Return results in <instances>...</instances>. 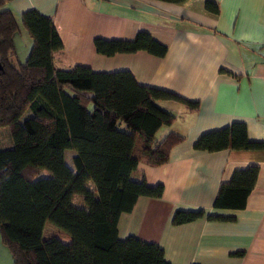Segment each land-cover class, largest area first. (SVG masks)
<instances>
[{"label": "trees", "instance_id": "16d2710c", "mask_svg": "<svg viewBox=\"0 0 264 264\" xmlns=\"http://www.w3.org/2000/svg\"><path fill=\"white\" fill-rule=\"evenodd\" d=\"M9 1L0 0V129H7L12 139L11 146L0 149V240L12 264H169L157 244L134 236L120 239L117 221L140 196H162V185L133 178L138 163L163 165L183 141L173 132L157 138L159 128L174 121L159 103L177 102L196 111L199 102L139 85L128 71L56 66L54 54L63 45L51 18L34 9L16 16L6 7ZM205 8L218 11L208 0ZM19 29L31 40L23 62L15 59L13 43ZM94 46L107 56L166 53L146 32L132 40L96 38ZM193 147L263 150L264 143L250 141L245 124L233 122L201 134ZM67 149L75 151L73 168L65 163ZM39 169L49 176L36 178ZM258 170L255 165L235 170L220 185L213 207L244 208ZM75 195L82 196V206L73 203ZM203 217L232 220L203 210H177L172 223Z\"/></svg>", "mask_w": 264, "mask_h": 264}, {"label": "crops", "instance_id": "0c3cea01", "mask_svg": "<svg viewBox=\"0 0 264 264\" xmlns=\"http://www.w3.org/2000/svg\"><path fill=\"white\" fill-rule=\"evenodd\" d=\"M206 1L10 0L6 7L16 16L34 9L51 18L63 45L54 54L60 68L128 71L139 85L199 102L196 111L177 102L159 103L174 121L161 126L157 138L173 132L183 141L163 165L138 163L133 178L162 185L163 193L140 196L130 212L119 216L120 239L134 236L157 244L169 264H264V149L207 152L193 147L201 134L233 122L245 124L250 141L264 143V0H208L217 5L216 13L205 8ZM138 32L164 45V56L145 50L107 56L95 50L96 38L132 40ZM30 46L28 39L20 60L14 45L15 59L23 62ZM74 154L70 162L65 154L70 168ZM252 165L259 170L244 208H214L220 185L235 170ZM177 210H203L232 220L203 217L175 225ZM0 264H12L1 240Z\"/></svg>", "mask_w": 264, "mask_h": 264}, {"label": "rangeland", "instance_id": "374dc122", "mask_svg": "<svg viewBox=\"0 0 264 264\" xmlns=\"http://www.w3.org/2000/svg\"><path fill=\"white\" fill-rule=\"evenodd\" d=\"M15 40H14V45L20 55V57H18L20 60H22V58L25 56L23 54L26 53V49H27V41L28 39H30L27 35L25 34H21L20 31H18L16 34H15ZM29 114V112H27ZM8 132V135L6 134ZM0 131V149L1 148H6L8 147L7 145H5V143L7 141H9V146L10 144L12 143V139L10 137V132L9 131ZM75 151L73 150H65V154H66V159L69 161L70 160V154L73 153L74 154ZM70 162V161H69ZM49 176V172L46 170V169H39V172H38V175L36 178H39V177H47ZM73 203L76 205V206H82L83 205V200H82V196L81 195H75L74 196V199L72 200ZM51 225L50 223H47L46 224V227H53L55 228L54 226H49ZM47 229V228H46ZM49 230V229H48ZM65 240L67 238L63 237Z\"/></svg>", "mask_w": 264, "mask_h": 264}]
</instances>
